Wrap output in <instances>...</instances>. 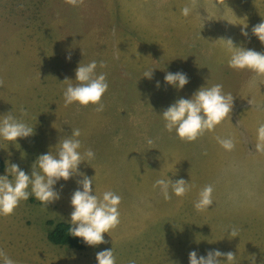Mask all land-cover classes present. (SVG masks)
<instances>
[{"label": "rangeland", "instance_id": "1", "mask_svg": "<svg viewBox=\"0 0 264 264\" xmlns=\"http://www.w3.org/2000/svg\"><path fill=\"white\" fill-rule=\"evenodd\" d=\"M211 2L0 0V115L11 112L35 132L16 144L0 140V160L28 173L39 154L79 128L81 151L95 154L79 170L95 176L98 196L107 190L121 196L119 223L104 234L105 243L83 251L48 239L53 223L69 221L80 177L60 181V199L47 208L35 198L21 201L11 215L0 216V250L15 264H97V252L110 248L116 264H188L190 251L210 249L233 252L235 264H253V256L254 264H264V151L255 147L264 123V77L229 68V53L217 41L231 38L264 52L251 32L264 19V0H220L222 14ZM193 3L202 16L208 12L204 26L181 15ZM245 25L247 37L241 35ZM92 60L109 85L103 110L65 107L61 82L74 79L81 61ZM150 69L152 79L143 78ZM167 71L186 73L188 84L180 91L166 85ZM206 82L232 94L230 116L196 140L182 141L158 115ZM217 138H231L233 149H223ZM168 176L190 182L185 195L165 200L153 188ZM205 185L213 188V203L201 212L194 202ZM232 228L235 238L226 236Z\"/></svg>", "mask_w": 264, "mask_h": 264}, {"label": "clouds", "instance_id": "2", "mask_svg": "<svg viewBox=\"0 0 264 264\" xmlns=\"http://www.w3.org/2000/svg\"><path fill=\"white\" fill-rule=\"evenodd\" d=\"M72 6H76L79 0H68ZM210 7L221 11L223 5L220 0H212ZM196 4L185 5L181 10L184 17L194 16L204 26L210 21L206 9V15H201L200 10L194 11ZM231 24V23H230ZM239 25V24H238ZM247 25L242 26L241 35L248 36L245 31ZM261 45H264V19L251 29ZM229 53L228 66L235 71H248L254 77H264V52H259L242 45H236L231 38H220ZM71 56H66L70 60ZM104 67L103 61L99 65ZM97 61L88 63L82 61L74 70V79L65 78L66 87L63 90L65 107L78 105L81 107L93 105L96 111L103 110L101 102L103 95L108 89L106 74L97 73ZM153 70H146L143 78L152 79ZM189 80L187 74L181 71L165 72L164 83L175 90H182ZM156 87H160L158 81ZM234 97L231 93L223 91L222 84L210 85L206 82L199 87L189 98L180 97L174 100L158 116L164 122V128L168 132H175L177 138L182 141H194L205 131L214 128L229 118L233 108ZM53 127V126H52ZM54 128V127H53ZM35 134L34 127L23 120L17 119L10 113L0 115V140L15 143L18 139L28 138ZM81 131L73 128L69 135L61 136L54 146H50L45 153L39 154L31 165L30 172L26 173L19 165L11 162L5 164V174L0 175V216L11 215L21 201L35 198L45 208L47 205L60 199V191L56 185L60 181L67 182L74 177H80L76 181L78 187L70 197L71 213L69 216V236L80 238L87 246H97L105 243L104 234L116 227L119 223V204L121 196L111 190L104 191L101 195L96 194L94 177H88L79 170L82 163L94 158L92 149H82L79 139ZM221 147L230 151L234 147L231 138H217ZM152 144L151 138L146 141ZM257 151H264V123L257 128ZM190 182L183 178L172 180L170 176L158 178L154 181L153 188L158 189L165 200L172 195L182 197L189 190ZM62 187V186H61ZM211 185H205L198 193L194 202L197 211H207L212 205ZM227 237H237V231L232 228L226 232ZM97 264H116L113 249H104L96 254ZM255 257L253 256V264ZM236 254L231 251L222 252L219 249H210L200 255L196 250L188 254V264H235ZM0 264H15L2 250H0ZM129 264H136L130 260Z\"/></svg>", "mask_w": 264, "mask_h": 264}, {"label": "trees", "instance_id": "3", "mask_svg": "<svg viewBox=\"0 0 264 264\" xmlns=\"http://www.w3.org/2000/svg\"><path fill=\"white\" fill-rule=\"evenodd\" d=\"M5 170V164L0 160V172ZM55 225L53 229L48 234V239L56 244L61 246H68L70 248H75L77 250H85L88 248L87 245L83 243L80 238H74L69 236V224L68 222H59Z\"/></svg>", "mask_w": 264, "mask_h": 264}]
</instances>
